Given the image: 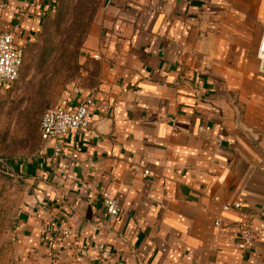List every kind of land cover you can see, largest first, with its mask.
I'll list each match as a JSON object with an SVG mask.
<instances>
[{
  "label": "crops",
  "instance_id": "1",
  "mask_svg": "<svg viewBox=\"0 0 264 264\" xmlns=\"http://www.w3.org/2000/svg\"><path fill=\"white\" fill-rule=\"evenodd\" d=\"M40 1L0 0V32L24 47ZM263 32L264 0H103L83 42L80 78L56 105L92 98L89 128L67 133L60 157L46 145L10 163L26 190L16 258L264 261V74L256 58ZM103 192L117 201L118 216L106 214ZM235 203L238 210L222 211ZM53 218L70 239H54ZM243 223L253 233L249 249L239 238Z\"/></svg>",
  "mask_w": 264,
  "mask_h": 264
},
{
  "label": "rangeland",
  "instance_id": "2",
  "mask_svg": "<svg viewBox=\"0 0 264 264\" xmlns=\"http://www.w3.org/2000/svg\"><path fill=\"white\" fill-rule=\"evenodd\" d=\"M47 1L51 10L40 17L38 32L30 36L18 79L0 96V264H22L13 234L26 190L11 164L32 159L43 149L38 135L41 115L80 78L83 5L97 0Z\"/></svg>",
  "mask_w": 264,
  "mask_h": 264
},
{
  "label": "built area",
  "instance_id": "3",
  "mask_svg": "<svg viewBox=\"0 0 264 264\" xmlns=\"http://www.w3.org/2000/svg\"><path fill=\"white\" fill-rule=\"evenodd\" d=\"M4 6L0 5V10ZM93 59H99L98 55H92ZM256 58L258 60V72L264 74V32L261 34L257 48ZM24 62L23 47L17 45L10 32H0V95L1 89L12 85L19 76L20 69ZM93 108L92 98H85L71 109L60 106L51 107L43 112L39 121V140L43 145H51L53 156L60 157L62 151V142L65 135L69 132L79 133L87 130L91 121V109ZM42 149V150H43ZM72 159H76V155H71ZM1 162V161H0ZM147 175L148 171H144ZM101 202L106 214L110 217H116L120 214V207L115 199L110 197L106 192L101 193ZM240 204L235 203L232 206L224 205L222 211L228 212L238 210ZM43 211L46 208L43 207ZM216 227L220 226L219 222L214 223ZM51 230L56 235L55 240L70 239L68 230H60L57 225V218L51 221ZM239 238L245 247L249 249L253 242V233L248 223H243L239 229ZM77 253L82 254L81 250ZM102 259H108V252L102 253ZM260 264H264L262 261Z\"/></svg>",
  "mask_w": 264,
  "mask_h": 264
},
{
  "label": "trees",
  "instance_id": "4",
  "mask_svg": "<svg viewBox=\"0 0 264 264\" xmlns=\"http://www.w3.org/2000/svg\"><path fill=\"white\" fill-rule=\"evenodd\" d=\"M99 1L100 0H97L95 3L87 2V3H85L83 5V7H84L83 9L86 12L84 18L82 19L83 20L82 25H83V31H85V37H86V34L88 32V29H89V27H90V25L92 23L93 16H94V14L96 13V10L99 7ZM40 6H41V16H42V18H44V17H46L49 14V11L51 10L50 3H48L47 0H41L40 1ZM53 9H55V7H53ZM37 32H38V28H35L33 31L30 30L29 36L34 37V35H36ZM84 39L85 38H83V40ZM29 44H30V41L28 40L27 43L23 47L24 60H25V56H26V50H27V47H28ZM23 64H24V62H23ZM22 67H23V65H22ZM22 67H21V69H22ZM21 69H20V71H21ZM72 79L73 78L70 77L68 81L70 82ZM51 107H54V106H51ZM51 107H48L45 110H47V109H49Z\"/></svg>",
  "mask_w": 264,
  "mask_h": 264
}]
</instances>
